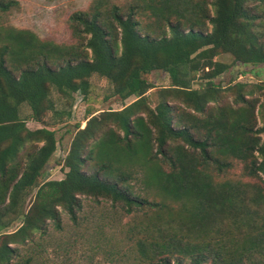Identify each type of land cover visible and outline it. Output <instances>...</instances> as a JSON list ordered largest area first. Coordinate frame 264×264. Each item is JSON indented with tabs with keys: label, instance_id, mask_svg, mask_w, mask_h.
<instances>
[{
	"label": "trees",
	"instance_id": "16d2710c",
	"mask_svg": "<svg viewBox=\"0 0 264 264\" xmlns=\"http://www.w3.org/2000/svg\"><path fill=\"white\" fill-rule=\"evenodd\" d=\"M17 6L0 0V13ZM103 6L97 0L90 12L69 17L76 45L0 29V207L7 201L16 207L56 151L55 132L44 125L48 112L55 122L62 115L50 88L68 99L85 96L83 86L98 74L112 96L135 97L118 111L87 112L63 160L64 178L38 187L9 238L40 230L57 217V207L75 221L77 196L84 195L121 205L126 214L147 213V224L128 230L150 241L136 246L153 264H264V226L253 219L264 206V102L248 99L253 89L236 83L227 90L232 101L220 103L222 86L214 83L231 68L215 60L219 54L231 55L233 64L264 65V0H212L209 6L206 0H134L125 12ZM147 14L154 31L142 23ZM154 70L165 71L170 84L162 89L166 98L151 108L146 94L154 87L144 76ZM199 72L206 82L193 89ZM28 120L44 127L30 130ZM31 143L41 146L17 171L19 153ZM234 162L260 184L225 179ZM134 184L144 197L134 193Z\"/></svg>",
	"mask_w": 264,
	"mask_h": 264
},
{
	"label": "rangeland",
	"instance_id": "374dc122",
	"mask_svg": "<svg viewBox=\"0 0 264 264\" xmlns=\"http://www.w3.org/2000/svg\"><path fill=\"white\" fill-rule=\"evenodd\" d=\"M15 1L18 2L16 8L7 13H0V29L27 31L40 41L76 45L78 41L72 38L69 29V17L75 12H90L97 0ZM132 1L134 0H102V4L104 5L103 9L109 10L112 5H117L121 7L122 12H125ZM206 1L209 6L212 0ZM253 6L255 5H249V8ZM141 20L144 26L150 25L146 26L149 29L148 32L154 31L156 25L153 18L147 14V16L141 17ZM210 30L211 27L208 25L206 31L210 32ZM215 60L231 66L227 72L214 79L215 84L222 86L220 103L225 104L232 101L233 93L227 90L236 83L246 85L247 90L253 89V93L247 97L248 99L258 100L259 104L264 102V65L233 64V57L229 54H219ZM19 63L25 67L22 61ZM202 76V72L193 76L191 83L193 89H200L205 84L206 81ZM144 77L154 87L146 94L149 107L154 108L162 98L167 96L165 92H162V89L169 86L170 78L165 71L161 70H154ZM81 91L86 93L85 96L75 97L72 93V98L68 99L61 96L54 88L49 89V98L53 101L55 109L62 114L56 122L57 119H53L51 112L45 114L44 117L45 127L55 132L56 151L42 170L36 186L28 189L18 199L16 207L11 209L8 201L5 206L0 207V224H9L5 228L0 225V264L154 263V261L149 262L142 259L136 246L138 241H142L146 245H149L150 241L145 242L143 239H138L139 234L135 235L134 232L128 230L134 226L147 224L150 221L147 213L134 211L126 214L121 205L84 195L77 196L80 205L76 210L75 221L71 219L66 210L57 207V217L54 220H47L40 230L32 231L23 239L9 238L21 226L23 221L21 215L31 207L38 187L47 181H59L64 178L67 169L63 160L76 132V125L85 126L87 112L97 115L103 111H118L123 108V105L131 103L135 99V97H131L122 101L120 98L112 96L110 84L98 74L89 78ZM168 101L170 105L176 103L175 99L168 98ZM66 112L69 113V117L63 116ZM20 115L22 119H26L29 115V109L25 104L20 106ZM255 115L257 117L256 128H258L261 122L257 109ZM26 125L30 130L44 127L32 120H28ZM39 146H41L40 143H31L21 150L17 162L15 161L17 171L24 169L29 161L28 155ZM224 177L233 181L240 180L244 183L260 184L258 178L247 177L243 164L237 162H234V168ZM145 192L138 184H134L136 195L144 197ZM257 213L258 218L253 219L260 228L264 226V206L258 208ZM253 227L242 230L247 231ZM259 228H255V231H259ZM169 233L182 235L175 230H170ZM27 260H29L28 263ZM185 262L189 261L185 260Z\"/></svg>",
	"mask_w": 264,
	"mask_h": 264
}]
</instances>
